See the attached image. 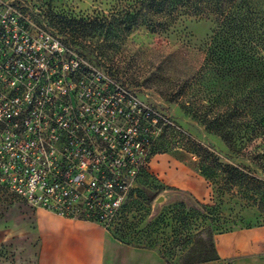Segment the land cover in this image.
Segmentation results:
<instances>
[{
  "label": "rangeland",
  "instance_id": "1",
  "mask_svg": "<svg viewBox=\"0 0 264 264\" xmlns=\"http://www.w3.org/2000/svg\"><path fill=\"white\" fill-rule=\"evenodd\" d=\"M30 1L38 7V25L53 32L73 54L80 56L84 68L110 73L180 127L178 132L168 129L156 143L150 170L153 186L147 205H143L147 216L126 240L136 245H154L172 264H180L176 233L184 226V210L192 213L193 208L200 207L198 202L217 205L223 216L219 227L223 233L257 223L264 226V212L257 206L261 203L260 192L240 183L233 186V191L225 190L226 175L214 168L218 158L224 164L250 168L264 179V171L255 158L264 154V136L249 139L243 119L237 118L240 124L230 129L236 137L232 150L201 119L182 107L193 104L196 110L202 106L210 108L220 94L228 97V107H245L242 75L240 79L222 78L213 70L207 84L211 91L203 100L202 92L194 85L216 30L214 17H184L163 32L148 29L142 19L132 26L131 0ZM81 18L99 20L97 24L107 22L105 27L84 30L71 23L72 19ZM250 84L258 85L255 80ZM222 108L213 106L214 110ZM251 108L254 112L260 109L257 102ZM163 192L177 193L181 198L162 205L154 213V201ZM249 212L255 216L246 221ZM201 223L197 218L189 229L194 230ZM39 246L37 210L0 188V264H36Z\"/></svg>",
  "mask_w": 264,
  "mask_h": 264
},
{
  "label": "built area",
  "instance_id": "2",
  "mask_svg": "<svg viewBox=\"0 0 264 264\" xmlns=\"http://www.w3.org/2000/svg\"><path fill=\"white\" fill-rule=\"evenodd\" d=\"M38 13L30 0H0V188L113 235L133 220L126 210L157 141L180 127L110 73L84 68Z\"/></svg>",
  "mask_w": 264,
  "mask_h": 264
},
{
  "label": "trees",
  "instance_id": "3",
  "mask_svg": "<svg viewBox=\"0 0 264 264\" xmlns=\"http://www.w3.org/2000/svg\"><path fill=\"white\" fill-rule=\"evenodd\" d=\"M131 9L132 26L138 25L142 19L148 29H160L163 32L169 31L184 17H214L216 30L194 85L199 93L202 92L200 99L203 100L210 94L211 89L207 84L213 70L222 78L240 79L239 75H242V103L245 107H228V97L222 94L215 96L210 108L202 106L200 110H196L193 104H184L182 107L186 112L194 113L201 119L207 129L221 137L232 150H235L236 137L230 129L240 124L237 118L243 119L245 135H249V139L264 136V0H131ZM97 22L99 20L85 18L71 20V23L84 30L95 26L105 27L107 20L100 24ZM253 80L258 83L257 86H251ZM254 102L260 107L256 112L251 108ZM213 106L224 108L214 110ZM255 158L264 171V154ZM214 163V168L226 175L225 190L233 191V186L237 183L250 188L252 186L260 192L261 203L257 206L264 212L263 178L250 168L224 164L218 158ZM152 178L149 173L144 174L137 197L126 210L133 220L125 221L113 234L116 239L126 244L136 245L126 238L147 216V213L141 214L140 210H147L143 205H147L150 198ZM198 204L200 207L193 208L192 213L184 210L181 221L184 226L176 233L175 242L181 251L180 264H204L220 259L215 238L223 233L219 231L223 216L217 205L200 202ZM183 206L185 208V205ZM197 218L201 219L202 223L194 230L189 229L191 222ZM137 246L156 248L154 245L140 243ZM160 252L172 264L165 253Z\"/></svg>",
  "mask_w": 264,
  "mask_h": 264
},
{
  "label": "crops",
  "instance_id": "4",
  "mask_svg": "<svg viewBox=\"0 0 264 264\" xmlns=\"http://www.w3.org/2000/svg\"><path fill=\"white\" fill-rule=\"evenodd\" d=\"M246 214V221L254 217ZM257 223V217H255ZM40 246L36 264H170L157 248L126 244L99 224L37 210ZM219 260L211 264H264V226L218 234Z\"/></svg>",
  "mask_w": 264,
  "mask_h": 264
},
{
  "label": "water",
  "instance_id": "5",
  "mask_svg": "<svg viewBox=\"0 0 264 264\" xmlns=\"http://www.w3.org/2000/svg\"><path fill=\"white\" fill-rule=\"evenodd\" d=\"M181 198V195L177 194V193H173V192H163L160 195H158V197L155 199L154 201V209L153 212L157 213V211L159 210V208L167 203L173 202V201H177Z\"/></svg>",
  "mask_w": 264,
  "mask_h": 264
}]
</instances>
